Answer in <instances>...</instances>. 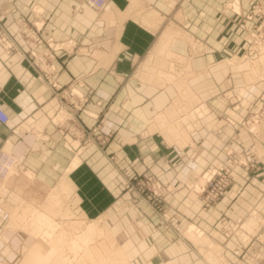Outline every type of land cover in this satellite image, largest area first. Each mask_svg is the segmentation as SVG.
Returning <instances> with one entry per match:
<instances>
[{
	"label": "rangeland",
	"instance_id": "obj_1",
	"mask_svg": "<svg viewBox=\"0 0 264 264\" xmlns=\"http://www.w3.org/2000/svg\"><path fill=\"white\" fill-rule=\"evenodd\" d=\"M129 2L127 16L142 29L153 30L150 51L138 62L152 71L142 74L176 90L167 109L173 113L170 124L161 126L155 119L158 129L173 136L172 128H182L177 122L180 115L199 102L201 110L217 112L218 127L232 124L236 133L216 152L214 165L192 172L183 182L164 183L155 172L121 168L126 174L124 196L111 208L154 212L171 244L186 251L192 247L200 264H264V0ZM88 5L106 18L108 48L118 41L123 18L113 9L109 15L106 8ZM152 18L155 21L149 22ZM171 28L178 32L156 50L159 36ZM80 95L76 89L62 93L75 109L88 101V96ZM216 98L226 99L233 115L208 105ZM244 98L245 115L237 120L234 113L244 107ZM95 131L94 127L86 132L85 142L105 147L113 132ZM241 131L248 134L247 144L237 135ZM64 184L43 181L0 150V241H8L7 264H36V259L41 264H135L139 253L145 256L144 249L136 253L124 247L132 234L127 226L114 229L107 217L86 216L74 187L65 179ZM180 188L196 194L203 212L217 210L214 223L205 216L180 226L183 218L172 211L169 201ZM95 221L102 226L101 233L89 231ZM156 256L161 264L160 251Z\"/></svg>",
	"mask_w": 264,
	"mask_h": 264
},
{
	"label": "crops",
	"instance_id": "obj_2",
	"mask_svg": "<svg viewBox=\"0 0 264 264\" xmlns=\"http://www.w3.org/2000/svg\"><path fill=\"white\" fill-rule=\"evenodd\" d=\"M111 3L123 20L118 41L106 48V18L85 0H0V23L16 46L11 53L0 46V103L9 115V121L0 124V150L47 183L60 180L65 186V179L84 202L86 216L107 217L114 229L127 226L132 234L124 247L145 250L135 264H157L159 251L161 264H200L192 247L186 251L171 244L154 212L111 208L124 196L126 174L121 168L155 172L164 183L183 182L192 172L214 165L216 152L236 130L232 124L218 127L217 112L201 110L199 102L180 115L177 122L182 128H172L173 136L158 129L160 123L170 124L173 113L167 109L176 90L142 74L152 71L138 62L150 51L153 30L142 29L127 16L129 0ZM21 21L38 28L43 39L38 51L51 54L56 89L30 62L33 42L20 32ZM67 89L88 96L84 107L75 109L64 101L62 93ZM242 102L244 107L234 113L237 120L245 115L248 101ZM208 105L232 114L226 99H212ZM94 127L96 134L113 132L105 147L85 142L86 132ZM237 135L247 144L246 132ZM169 201L172 211L183 218L180 226L205 216L214 223L217 217L215 208L203 212L196 194L187 188L174 192ZM4 243L0 241V264L8 260V241Z\"/></svg>",
	"mask_w": 264,
	"mask_h": 264
},
{
	"label": "built area",
	"instance_id": "obj_3",
	"mask_svg": "<svg viewBox=\"0 0 264 264\" xmlns=\"http://www.w3.org/2000/svg\"><path fill=\"white\" fill-rule=\"evenodd\" d=\"M86 2L93 7L102 9L105 8L110 0H86ZM20 32L25 36L27 40L33 42L32 47L29 50L30 62L40 69L42 75L48 81V83L54 88H57V84L52 81V71L54 69L53 64L50 62L51 54L39 53L38 49L43 46V39L39 36L38 28L31 26L26 21H21L19 28ZM0 46L7 52L11 53L16 49L15 44L9 37L6 29L0 23ZM9 121V115L0 103V124H6Z\"/></svg>",
	"mask_w": 264,
	"mask_h": 264
},
{
	"label": "bare ground",
	"instance_id": "obj_4",
	"mask_svg": "<svg viewBox=\"0 0 264 264\" xmlns=\"http://www.w3.org/2000/svg\"><path fill=\"white\" fill-rule=\"evenodd\" d=\"M110 2H111V0H110ZM110 2H109V4H110ZM107 5L105 8L107 9V13H109V15H111V6L110 5ZM92 6V5H91ZM114 11V10H113ZM178 31H176L175 29H173V28H171V29H167L161 36H159V39H158V41H157V43H156V50H162L167 44H168V42H169V40L171 39V37H173L174 36V34L175 33H177ZM171 41V40H170ZM61 185V187H64V185L63 184H60ZM55 189V188H54ZM59 189H61V188H59ZM56 190V189H55ZM38 217H39V214H38ZM89 231H96V232H98V233H101L102 232V226L101 225H99V223H98V221H95L93 224H92V226L89 228ZM120 255H121V253H119ZM90 256V255H89ZM99 256H100V254H99ZM115 257V256H114ZM88 258H90V257H88ZM92 259L94 258V257H91ZM91 258L89 259V260H91ZM100 258V257H99ZM102 258V257H101ZM117 259V258H116ZM89 260H88V262H89ZM94 260V259H93ZM123 260V259H122ZM92 261V260H91ZM90 261V262H91ZM95 261V260H94ZM89 262V263H90ZM93 262V261H92ZM108 262V261H107ZM113 262V261H112ZM86 263V262H85ZM114 263V262H113ZM87 264V263H86ZM115 264V263H114Z\"/></svg>",
	"mask_w": 264,
	"mask_h": 264
}]
</instances>
